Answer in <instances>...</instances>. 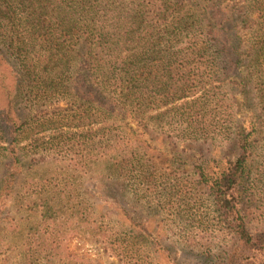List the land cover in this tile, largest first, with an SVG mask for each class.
Returning a JSON list of instances; mask_svg holds the SVG:
<instances>
[{"label":"trees","instance_id":"trees-1","mask_svg":"<svg viewBox=\"0 0 264 264\" xmlns=\"http://www.w3.org/2000/svg\"><path fill=\"white\" fill-rule=\"evenodd\" d=\"M225 80L254 119L264 116V0H0V264H75L57 214L85 211L70 196L77 179L128 185L132 196L150 183L157 161L144 134L158 129L176 144L229 140ZM257 124L235 135L237 155L217 174L196 166L193 193L208 196L220 239L229 240L204 264H264V227L252 226L246 203ZM26 159L61 163L60 184L15 189ZM114 207L125 230L103 235L116 258L108 264L170 257L160 231Z\"/></svg>","mask_w":264,"mask_h":264},{"label":"rangeland","instance_id":"rangeland-1","mask_svg":"<svg viewBox=\"0 0 264 264\" xmlns=\"http://www.w3.org/2000/svg\"><path fill=\"white\" fill-rule=\"evenodd\" d=\"M224 84L227 96L231 100L233 114L232 134L229 140L215 144H176L158 129L152 130L151 136L144 134L143 137L148 145L147 152L155 157L154 160L157 162L151 168L154 174L153 180L141 185L136 191L137 195L135 193L134 196L128 185L116 187L114 183L106 181L99 187L88 177L76 180L77 187L70 196L81 199L85 211L81 209L70 214L69 209L67 214L58 213L56 220L59 224L58 232L65 237L64 244L75 264L77 262L108 264L116 261L115 257L107 256L109 250L106 246L109 240L103 236L125 230L124 225L117 223L116 217L111 213L116 203L122 205L131 215L136 214L140 221L144 222L146 219L149 228L160 231L161 241L169 249V258L159 253H151L148 258L142 259V264H147L148 261L149 264H204L203 260L208 261V257L211 260L216 252L229 244V240L225 236L224 241L220 239L221 234L212 218L208 196L199 188L193 193L194 172L197 165L202 166V169L209 174H217L221 171L226 162L233 160L237 155L235 137L241 131L250 130L251 123L254 122L260 126L259 132H254L252 136L256 141L246 166L250 179L247 190L250 195L246 197V203L250 206L253 215L252 226L264 227V134L262 133L264 127L261 125L264 116L254 119L253 108L243 106L238 87L226 80ZM58 105L63 106L65 103L59 101ZM22 108L23 106L20 107ZM126 121L136 129V132L140 131L136 128L135 122L129 119ZM28 137L26 135L20 143H26ZM2 167L3 165H0V173L4 169ZM24 167L26 172L19 178L15 189L34 180L38 182L44 180L43 183L50 182V184L60 182L61 163L59 162L51 160L34 165L26 159ZM171 173L172 176L169 175ZM52 180L54 181L51 182ZM172 189L181 192L179 197L173 198L167 195ZM15 209V202L12 201L11 214ZM21 216L27 215L19 212L17 217ZM37 222L38 218L33 215L28 223L34 226ZM174 225L177 226L172 233L173 230L169 229ZM180 227L181 231L175 232Z\"/></svg>","mask_w":264,"mask_h":264}]
</instances>
